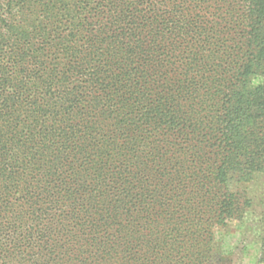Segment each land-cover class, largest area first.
<instances>
[{"label":"trees","instance_id":"1","mask_svg":"<svg viewBox=\"0 0 264 264\" xmlns=\"http://www.w3.org/2000/svg\"><path fill=\"white\" fill-rule=\"evenodd\" d=\"M263 177L264 0H0V264H218Z\"/></svg>","mask_w":264,"mask_h":264},{"label":"rangeland","instance_id":"2","mask_svg":"<svg viewBox=\"0 0 264 264\" xmlns=\"http://www.w3.org/2000/svg\"><path fill=\"white\" fill-rule=\"evenodd\" d=\"M256 197L255 209L250 211L243 223H233L217 231L216 258L218 264H264L261 244L264 238V177L250 186Z\"/></svg>","mask_w":264,"mask_h":264}]
</instances>
